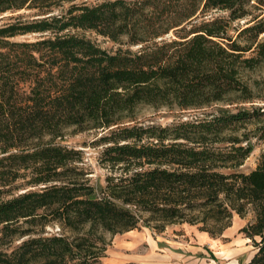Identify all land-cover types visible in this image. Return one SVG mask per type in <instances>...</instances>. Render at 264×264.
<instances>
[{
	"label": "trees",
	"instance_id": "1",
	"mask_svg": "<svg viewBox=\"0 0 264 264\" xmlns=\"http://www.w3.org/2000/svg\"><path fill=\"white\" fill-rule=\"evenodd\" d=\"M23 9L0 24V264H96L107 236L187 222L217 237L247 213L245 264H264V74L247 75L264 67V0H0ZM86 131L99 189L60 142Z\"/></svg>",
	"mask_w": 264,
	"mask_h": 264
},
{
	"label": "rangeland",
	"instance_id": "2",
	"mask_svg": "<svg viewBox=\"0 0 264 264\" xmlns=\"http://www.w3.org/2000/svg\"><path fill=\"white\" fill-rule=\"evenodd\" d=\"M96 1L98 0H73L76 3L87 4ZM32 12L33 10L30 9L6 12L0 15V24L10 21L18 14H21L23 18H31ZM84 33L102 47L111 45L106 38L93 31ZM37 36V34H24L17 36V39L33 40ZM260 74H264V67L247 73L251 78L258 77ZM254 105L264 107V101H256ZM174 114L175 112L165 108L153 110L149 107H142L139 112L140 117L162 125L173 122L177 118ZM182 114V118H186L189 113ZM99 135L98 131L69 132L60 140L61 144L81 152L82 161L78 163V166L86 172L90 183L98 189L103 184L107 173V168L99 160L102 145L92 144L95 136ZM253 141L252 151L238 168L242 172L255 168L260 159L263 142ZM18 183H23L21 188H32L24 185L23 180ZM252 216V213H247L243 217L234 214L231 225L217 237H211L208 233L201 231L198 225L187 222L171 223L160 232L151 226L141 225L136 229L107 236L105 250L96 264H245L253 255L255 248L250 239L243 236L240 228L249 222ZM43 231L44 234L63 232L57 224L47 225Z\"/></svg>",
	"mask_w": 264,
	"mask_h": 264
}]
</instances>
